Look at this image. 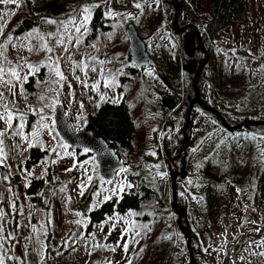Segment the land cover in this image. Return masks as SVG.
I'll return each instance as SVG.
<instances>
[{"label":"rangeland","instance_id":"obj_1","mask_svg":"<svg viewBox=\"0 0 264 264\" xmlns=\"http://www.w3.org/2000/svg\"><path fill=\"white\" fill-rule=\"evenodd\" d=\"M66 1L71 8L66 14L55 16L52 20L56 23H43L18 37H13L11 31L23 14L24 0L9 4L0 2V52H4L0 56V68L4 69L3 79L0 80V93H3V97H0V115L6 119L11 112L14 116L11 127H8L5 119H0L6 157L0 163V257L4 264H163L156 246V234L163 226L162 222L153 221V218L149 225H144L130 212L124 216L106 218L87 234V220L77 209L83 196L92 189L91 209H95L105 200L119 197L130 183L137 186L122 171L112 181L103 180L94 156L78 161L55 130L53 117L57 106L62 107L73 130L80 132L84 130L87 114L94 112L105 100L114 103L123 100L128 103L136 122L134 155L129 156L121 151V161L130 160L131 163L127 170L135 171L136 165L144 158L152 159L157 166L150 180L159 197L167 196L168 204L174 200L183 207V211H177L173 204L169 207L171 223L176 224L183 217L178 224L192 230L190 234L182 227L185 236L174 231L173 251L177 255L183 252L182 256L178 255L180 262L189 263V243L196 264H264V256L252 254L264 251V248L252 243L264 239V194L260 193L261 185L256 196L249 189V182L253 177L259 180L261 167L264 166V130L246 131L256 142L258 153L252 168L257 164V172L253 175L252 171L248 177L242 174L238 186L229 181L225 183L222 194L224 206L216 211L212 223H209L202 200L204 185L200 169L228 132L220 130L210 116L195 112L186 127V134L183 133L181 141H175L177 130H184L183 124L186 122L183 99L172 111L178 113L175 122L173 118L165 119L160 107L163 100H169V94L161 82L156 80L153 68H141L140 77L129 75L128 68L134 65L128 60L129 46L125 30L140 14L136 5H141L143 0H97V3L105 4L104 12L110 19V29L101 30L95 39L89 38L87 26L86 30L81 28L83 35L75 32L83 15L77 10L86 5L85 0ZM161 10L165 19L164 26L170 28L167 14L172 10L164 9V5ZM70 16L76 19L75 25L69 23ZM178 22L179 28L187 24V20L181 18ZM149 25L156 28L155 21ZM195 26L199 29L198 25ZM189 35L194 40L195 52L200 50L193 31ZM41 36L44 37L43 41L39 39ZM78 36L79 44L76 43ZM42 43H46L53 51L49 53L36 47ZM176 43L180 45L178 39ZM145 45L149 51L150 44L145 41ZM29 46L34 51H28ZM65 48L68 51H64ZM215 49L216 56L227 60L221 61L228 67L236 63L239 79L237 96L227 99L219 94L212 95L213 83L210 78L201 83V93L211 105H215L213 100H216L217 110L231 126L245 120L264 119V0H249L246 11L236 18L230 28L219 34ZM57 60L59 70L66 77L62 81L53 71L56 66L54 61ZM25 61L38 70L30 71ZM99 61L105 63L100 64ZM84 65H88V68L85 69ZM194 66L196 69L199 67ZM91 68L96 71H91ZM12 69L18 72L20 79L8 74ZM42 70L40 80L38 75ZM190 76L193 80L194 75ZM30 77L36 80L31 94L24 88ZM121 77H126L128 83L124 79L121 81ZM183 78L182 74L181 81ZM7 80L11 84L4 83ZM85 83L88 87L84 86ZM105 83L110 86L105 87ZM94 84L98 85L95 90L92 88ZM175 91L179 92V89ZM5 105L8 111H5ZM162 109L168 111L166 107ZM30 114L35 120L27 125V116ZM42 116L46 119L41 120ZM21 122L24 124L22 132L27 142L16 134ZM155 129L157 132H154ZM163 140L173 153L179 143L183 144L178 164L172 162L170 165L172 171L167 167L163 154H160L161 162L158 164L156 149L160 145L162 147ZM33 147L45 149L49 155L28 171L23 164ZM246 170L247 167L240 169L243 173ZM9 173L18 175L20 181L8 184ZM48 175L50 180L47 179ZM89 176L92 178L90 182ZM32 177L47 179L45 194L49 196L50 202L46 201L49 198H45L42 205L35 204L25 195V188ZM81 184L85 186L83 195L80 194ZM255 198L261 202L258 207L253 200ZM16 202L19 205L20 226L13 233L12 214ZM158 203H152L147 208L149 216L164 217ZM192 237L194 241H191ZM125 244L127 252L124 251ZM47 248L56 250V259L51 256L46 258Z\"/></svg>","mask_w":264,"mask_h":264},{"label":"trees","instance_id":"obj_2","mask_svg":"<svg viewBox=\"0 0 264 264\" xmlns=\"http://www.w3.org/2000/svg\"><path fill=\"white\" fill-rule=\"evenodd\" d=\"M166 1L172 4V0H143L141 7L138 9L140 14L136 15L132 24L137 29L140 38L150 44L149 51L147 52L154 61V66H152V68L154 70L156 80L161 82L162 86L167 89L169 100H172L176 106L179 101L183 99L185 115H187L189 105L195 99V93L192 88V78L186 72L185 66L189 63L200 66L204 61V55L201 50H197L191 59L186 56L184 52L183 37L182 35H176L173 30V18L176 11L173 4L170 6V10H172V12L169 11L167 14V21L170 28L164 26L165 19L163 18L161 6L163 7V4ZM176 1L179 7L178 20L180 18L187 20L186 26L191 25L196 29L197 27L195 25L199 26L197 31L208 55V60L197 84L201 101L205 106L216 111L222 119L225 120L224 116L215 106L216 100H213L215 105L209 104L200 91V85L203 81L210 78L213 83L212 95L219 94L227 99H233L237 96L236 90L239 87V79L237 76V68L235 69L236 63L235 65L233 63V65L228 67L226 63L222 62L227 60L219 59L216 56L215 48L216 43L218 42L219 34L230 28L234 24L236 18L246 11L249 0H206L205 3H203L202 0ZM97 2V0H85L86 5H96L91 8V18L86 25L89 28V38L92 39H95L101 30L106 31L107 29H110V19L104 12L105 4ZM23 5V14L11 31V35L13 37L24 35L39 25L46 23L48 20L55 19V16L66 14V12H68L71 8V5H69L66 0H24ZM200 15L203 16L202 20ZM198 16H200V18H198ZM153 21L156 22V28H152L149 25ZM190 31L192 30L187 29V32ZM171 33H173V35ZM176 39L180 41V45L176 43ZM147 40L149 42H147ZM243 52L245 51H240V53ZM128 60L130 61L129 56ZM128 73L130 76L135 77H140L141 74L140 69H136L134 66L128 68ZM182 74L184 78L181 81ZM42 76L43 70L38 75L40 80L42 79ZM120 79L121 81L124 79L125 82L128 83L126 81L128 80L126 77H121ZM35 82L36 80L33 77H30L28 81L25 82L24 88L28 93L31 94L34 92ZM229 88H231V91ZM176 89H179V92H176ZM160 108L165 119L173 118L175 122L178 115L177 112L173 113L163 110L162 106ZM195 112H200L210 116L220 130H225L221 122L214 115L206 112L197 104H195L192 108L190 120ZM27 119V125L33 123L35 120L31 114L27 116ZM259 121L264 122V119ZM184 126L185 122L183 124V127ZM160 128L161 124L158 126V129ZM84 129L91 130L95 136L101 137L107 141L109 146L118 154L119 157L122 156L121 151H125L129 156L134 155L133 140L137 126L136 122L133 120L129 104L123 100L119 103H114L110 100L101 102L94 112L87 114ZM156 129L154 132H157ZM253 129L264 130V127H245L235 132L226 133L224 140L214 147L210 156L206 159L204 165L200 169L204 185L202 200L206 208L209 223H212L216 211L220 207L224 206L222 194L225 189V183L229 181L232 185L238 186L242 174L243 176L245 175L248 177L249 173L251 175L252 171L253 175L254 172H257V164H254L252 168L255 155L258 153V151H256V142L253 136L246 133V131ZM187 130L188 129H186V131ZM182 135L183 128L178 129L175 141H181ZM182 146L183 144L179 143L175 150L176 153H173L166 141L163 140L162 147L160 145V147L156 149L158 164L161 162V160H159L161 158L160 154H163L167 160V167L170 171H172L173 168L170 167V165L172 162L178 164L177 160L181 153ZM71 152L77 157L78 161H82L86 157L92 156L90 153H82V151L78 152L71 150ZM48 155L49 154L45 149L33 147L29 151V154L23 164L24 169L30 171L33 167L45 160ZM125 163L126 168L122 170V172L128 178H131L132 182H136L137 186L130 183V185L122 191L119 197H111L95 209H91L93 189L84 195L77 209L80 215L87 220L86 233L90 234L92 230H94L93 228L95 226L113 215L124 216L131 212L136 215V220H141L144 225H149L152 221L151 219L154 218L153 221L162 222L163 224L161 229L156 234V246L161 254L163 260L162 263L183 264L178 258V255L182 256L183 252H180L177 255L175 251H173V239H175V230H177L180 236H185V234H183L184 229H182V227L185 229L187 228L183 224L179 225L178 221L176 224H172L169 219L170 205L172 206L173 204V207L177 211H183V207L178 202H171L168 204L167 196L164 198L159 197L158 192L150 180L152 172L157 166L155 161L150 158H144L142 162L136 165L135 171L127 170L130 168V160L125 161ZM244 167H247L245 173L240 171V169L242 170ZM7 173L8 171L6 174ZM8 176L10 177L8 178V184L13 185L20 181L19 176L16 174L9 173ZM47 179L50 180L49 175L47 176ZM47 179L32 177L28 181L25 188V195L32 203L42 205L43 199L49 198V196L45 194ZM260 185V193L264 194L263 165L261 167L259 180L256 181L253 177L249 182L250 191H253V193L255 192V195L253 196H256ZM253 200L256 207L261 205V202L257 201V198ZM46 201L50 202V198L46 199ZM152 203H158V207L163 211L164 217L160 215H154L153 217L149 216L147 208H149ZM16 204L17 206L13 209L12 214L13 233H16L20 226L18 202H16ZM182 219L180 223L182 222ZM183 223L185 224L184 221ZM186 231L187 233H190V231L192 232V230L189 229ZM56 239L57 236L55 237V240ZM191 241H194L193 237ZM46 251V258H48V256H51L52 259L57 258L55 253L56 250L47 248ZM47 261L49 260L47 259Z\"/></svg>","mask_w":264,"mask_h":264},{"label":"water","instance_id":"obj_3","mask_svg":"<svg viewBox=\"0 0 264 264\" xmlns=\"http://www.w3.org/2000/svg\"><path fill=\"white\" fill-rule=\"evenodd\" d=\"M173 3L176 9L173 18V30L176 35H183L184 52L186 56L191 59L195 52L194 40L189 35V32H187V29H191L193 31L197 43L199 44L200 50L204 55V61L197 69L195 68L193 63H189L186 66V72L189 75H194L192 80V88L195 93V99L189 105V110L186 116L185 127L183 130L184 135L186 134V127L189 123L190 114L195 104L202 107L206 112L214 115L221 122L223 128L227 132H235L245 127H259V126L264 127L263 121H252V120L241 121L235 126H230L225 122L224 119H222V117L216 111L210 109L209 107L205 106L202 103L197 89V84L201 76V73L204 69V66L208 60V55L200 40L198 31L194 26L189 25L183 28L178 27L179 7L176 0H172V4ZM163 5H164V9L167 10L170 8L171 3L166 1ZM125 33L128 39L129 58L130 61L133 63L134 67L136 69H141L143 67L154 66V61L147 52L145 43L140 38L135 26L133 24H128L126 26ZM162 106L164 108L166 107L169 112H172L176 105L170 100H163ZM53 120L58 137L68 148L78 152L84 151L94 156L95 162L98 166L99 175L103 180L106 181L114 180L116 178L117 173L126 167V163L121 161L118 154L109 146L107 141H105L103 138L95 136L94 133L89 129H84L80 132L74 131L71 124L64 115L62 107L57 106L55 108V114ZM184 142H186V139L184 140ZM173 202L175 201L173 200ZM178 223L180 224V222ZM187 250H188V258H189L188 264H196V260L189 247V243L187 245Z\"/></svg>","mask_w":264,"mask_h":264},{"label":"snow or ice","instance_id":"obj_4","mask_svg":"<svg viewBox=\"0 0 264 264\" xmlns=\"http://www.w3.org/2000/svg\"><path fill=\"white\" fill-rule=\"evenodd\" d=\"M0 2H2V3H4V4H9V3H11V2H16V0H0ZM17 6L19 7V4H18V3H17ZM95 6H96V5H93V6L84 5V6H82V7L79 9V13H82L83 15H82V22H81L80 26L75 28V32H76V33H80L81 35H83V33H81V28H85V30H86L87 22H88V21L90 20V18H91V8H92V7H95ZM136 7H137V8H140L141 5H140V4H137ZM74 11H75V10H74ZM109 15H111V13H110ZM47 22H48V23H56V21H54V20H48ZM69 23H72V24L75 25V24H76V19H75L74 17H71V16H70V17H69ZM0 35H2V29H0ZM29 35L31 36V34H29ZM39 39H40L41 41H43V40H44V37L41 36V37H39ZM60 43L63 44V40H61ZM76 43H77V44L80 43V37H79V36L77 37ZM36 47H37V48H40V49H43V50H45V51H47V52H49V53H51V52L53 51V49H52V48H49V47L47 46L46 43H42V44H40V45H37ZM93 47H95V45H93ZM27 50L30 51V52H32V51H34V48H33L32 46H29V47L27 48ZM5 51H6V49H5ZM64 51H68V49L65 48ZM3 55H4V52H0V56H3ZM5 58H6V57H5ZM99 63H100V64H104L105 61H99ZM109 63H110V61H109ZM54 64L56 65L55 68L53 69L55 75L59 78L60 81L65 80L66 77H65V76L63 75V73L59 70V61H58V60H57V61H54ZM25 65L29 68L30 71H33V72H34V71L38 70V68H37L36 66H33V65H31V64H28L27 61H25ZM25 65H21V67H23V66H25ZM77 66L79 67V65H77ZM84 68H85V69L88 68V65H84ZM91 71H96V69H95V68H91ZM100 71H101V75H103V69H101ZM3 74H4V69H3V68H0V80L3 79ZM8 74L11 75L12 77H15L16 79H20L19 74H18V72H17L15 69H12V70L10 71V73H8ZM85 75H87V71H85ZM76 78L79 80V77H76ZM25 79H26V77H25ZM4 83H6V84H11V81H10V80H7V81H4ZM84 86H85V87H88L87 83H85ZM109 86H110V85H109L108 83H105V87H109ZM112 86H114V85H112ZM97 87H98V85H96V84L92 85V88H93L94 90H95ZM0 97H3V93H0ZM43 99H44V97L41 96V100H43ZM101 99L103 100L104 97L102 96ZM4 107H5V111H8V109H7V105H5ZM82 107H83V105H81V108H82ZM41 111H42V110H41ZM0 119H5V117H3L2 115H0ZM13 119H14L13 114H12L11 112H9L8 116H7L6 119H5V123L8 125V127H11V121H12ZM22 119H23V118L21 117V120H22ZM44 119H46V117L42 116V117H41V120H44ZM42 126H43V125H42ZM23 127H24V124H23V122H21V123L19 124V126H18V130H17L16 134H17V135H21L22 139H25V141L27 142V138L23 136V132H22ZM34 135H35V134H34ZM3 136H4V133H3V132H0V163H2L3 160L6 158L5 155H4V152H3V139H2ZM29 146H31V145H29ZM54 162H55V161H54ZM68 170L70 171L71 169H68ZM91 179H92L91 176H89V177H88L89 182L91 181ZM79 187L81 188V192H80V194L83 195V191H84V187H85V186H84L83 184H81ZM238 191H239V190H238ZM137 234H138V233H137ZM252 243H255L256 246L259 247V248H264V239H262V240H260V241H258V242H252ZM118 246H119V245H118ZM123 247H124V251L127 252V245L125 244ZM112 250L114 251L115 249H112ZM252 254H253V255H258V256H264V251H261V252H254V253H252ZM241 259H243V257H241ZM0 264H4V260H3L2 257H0Z\"/></svg>","mask_w":264,"mask_h":264}]
</instances>
